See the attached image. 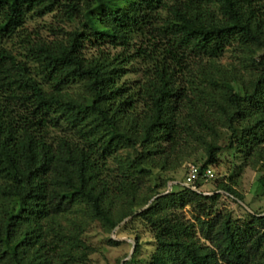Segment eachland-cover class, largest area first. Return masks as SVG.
I'll use <instances>...</instances> for the list:
<instances>
[{
  "label": "trees",
  "instance_id": "obj_1",
  "mask_svg": "<svg viewBox=\"0 0 264 264\" xmlns=\"http://www.w3.org/2000/svg\"><path fill=\"white\" fill-rule=\"evenodd\" d=\"M55 9L73 31L24 29ZM233 45L244 72L218 62ZM196 150L200 171L264 162V19L245 0H0V264H87V231L134 221L152 248L135 235L120 264H264V211L219 212L243 202L231 185L143 183Z\"/></svg>",
  "mask_w": 264,
  "mask_h": 264
},
{
  "label": "rangeland",
  "instance_id": "obj_2",
  "mask_svg": "<svg viewBox=\"0 0 264 264\" xmlns=\"http://www.w3.org/2000/svg\"><path fill=\"white\" fill-rule=\"evenodd\" d=\"M247 8L252 10L255 17L258 19H264V0H245ZM169 13L168 7H164L160 11L161 19L165 18ZM75 25L67 21L60 10L55 9L53 12L46 13L42 16L28 15L24 22V29L28 32L36 34L39 38L52 39L55 34L69 33L73 31ZM54 31V33L52 32ZM61 31V32H57ZM151 37V36H150ZM134 43H138V40H134ZM100 51L110 54L118 53L119 49L112 50L108 45L101 44L97 46ZM236 46L228 48L224 52L223 56L219 59V64L225 68L231 66L237 67L241 72H244L239 66L240 53L235 50ZM85 53L90 56L96 53V49H92L90 46H86ZM246 73L248 71H245ZM139 74H128L124 79L129 81H137L140 77ZM263 146H261L262 148ZM206 161V158L201 150L193 151L182 163L174 167L165 173H157L158 177L163 179L171 177L172 182H168L166 187H162L161 183L155 180V176L143 178L142 181L146 186H154L155 183L160 185L159 191L166 193L169 191L177 192L181 191L184 180L185 163H193L197 166H201ZM214 176L216 180L206 183L201 187L202 192L210 194L219 183H226L231 185L232 188L242 197L243 202H236L231 199L222 198L218 203L219 212L222 214L223 219L226 217L231 218V225L238 223V221H244L247 219L246 212L264 211V195L262 189L257 185V180L264 172V162H260L256 168L249 163L244 164V159L240 155L234 157L229 156L226 153H221L217 157V161L212 165ZM160 172V171H158ZM188 211V209H186ZM189 216V215H188ZM128 221H131L128 220ZM139 236L140 242L143 244L142 253L147 254V251L152 248L150 243L152 237L139 221H134L124 229H116L111 234H106L101 231L99 226L94 225L85 235V239L89 245L92 246L94 252L89 255V262L87 264H120L125 257L131 255L134 250V236ZM108 239H113L120 242L119 245H110Z\"/></svg>",
  "mask_w": 264,
  "mask_h": 264
},
{
  "label": "built area",
  "instance_id": "obj_3",
  "mask_svg": "<svg viewBox=\"0 0 264 264\" xmlns=\"http://www.w3.org/2000/svg\"><path fill=\"white\" fill-rule=\"evenodd\" d=\"M184 169V181L182 186L190 188L192 191L199 192L194 183L196 180H203L204 182H209L215 180L214 172L212 168L200 171L199 166L193 163H185L183 165ZM204 195L209 196L210 194L204 193Z\"/></svg>",
  "mask_w": 264,
  "mask_h": 264
}]
</instances>
